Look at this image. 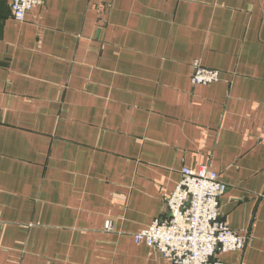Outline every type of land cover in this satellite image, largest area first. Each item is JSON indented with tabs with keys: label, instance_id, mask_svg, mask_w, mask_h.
<instances>
[{
	"label": "crops",
	"instance_id": "crops-1",
	"mask_svg": "<svg viewBox=\"0 0 264 264\" xmlns=\"http://www.w3.org/2000/svg\"><path fill=\"white\" fill-rule=\"evenodd\" d=\"M0 0V264H170L134 234L182 169L227 184L264 264V0ZM219 81L192 83L195 64ZM110 222V228H108Z\"/></svg>",
	"mask_w": 264,
	"mask_h": 264
},
{
	"label": "built area",
	"instance_id": "built-area-1",
	"mask_svg": "<svg viewBox=\"0 0 264 264\" xmlns=\"http://www.w3.org/2000/svg\"><path fill=\"white\" fill-rule=\"evenodd\" d=\"M42 2L12 0V15L22 21ZM220 78L219 70L195 64L193 84L206 85ZM227 187L208 165L184 167L181 180L167 198V215L136 232V242L152 246L170 264H226L221 258L223 253L247 245V238L231 228L220 212V197Z\"/></svg>",
	"mask_w": 264,
	"mask_h": 264
},
{
	"label": "rangeland",
	"instance_id": "rangeland-1",
	"mask_svg": "<svg viewBox=\"0 0 264 264\" xmlns=\"http://www.w3.org/2000/svg\"><path fill=\"white\" fill-rule=\"evenodd\" d=\"M195 68V67H194ZM193 83V82H192Z\"/></svg>",
	"mask_w": 264,
	"mask_h": 264
}]
</instances>
